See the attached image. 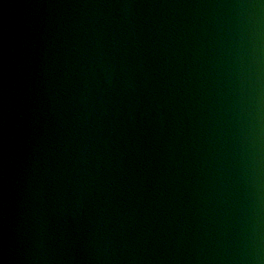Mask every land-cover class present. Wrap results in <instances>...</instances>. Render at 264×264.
<instances>
[{
    "label": "water",
    "instance_id": "obj_1",
    "mask_svg": "<svg viewBox=\"0 0 264 264\" xmlns=\"http://www.w3.org/2000/svg\"><path fill=\"white\" fill-rule=\"evenodd\" d=\"M0 264H264V0H0Z\"/></svg>",
    "mask_w": 264,
    "mask_h": 264
}]
</instances>
